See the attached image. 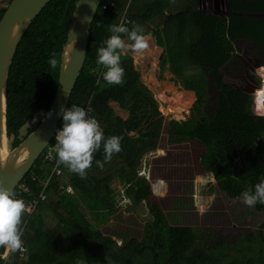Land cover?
<instances>
[{
  "label": "trees",
  "instance_id": "1",
  "mask_svg": "<svg viewBox=\"0 0 264 264\" xmlns=\"http://www.w3.org/2000/svg\"><path fill=\"white\" fill-rule=\"evenodd\" d=\"M76 1L50 0L17 45L7 81L6 132L10 149L38 125L51 102ZM111 1L101 0L97 8L84 64L67 107L90 105V117L99 122L106 138H121L122 151L105 161L101 145L86 178L59 164L62 173L47 185L46 199L23 217L26 251L4 259L1 255L5 249L0 247V264H264V204L254 206L261 220L256 228L217 237L209 226L199 232L198 227L188 223L183 218L185 206L167 213L148 202L151 191L141 173L143 159L155 152L165 117L141 80L131 53L121 56L125 69L122 84L98 82L99 71L105 69L96 63L97 49L113 34L111 26L118 25L112 8L101 6ZM113 1L120 11L127 2ZM227 2L231 12L227 16L191 5L166 19L168 2L153 0L137 7L131 0L128 16L132 23L125 25L131 29L134 23L139 24L145 35L155 36L162 24L163 36H155L156 43L163 46L158 76L164 78L168 70L173 75L170 80L192 91L195 97L186 118L167 120V142L200 143L204 149L201 157H213V178L225 182L229 192L240 198L243 191L254 190L264 180V115L254 114L252 96L226 83L224 77L244 79L246 66L240 56L242 48L235 43L238 40L251 42L255 51L250 56L264 59V0ZM53 58L57 60L55 68L49 64ZM111 102L126 113L125 118L114 111ZM39 113L34 126L21 134L24 125ZM61 127L62 118L56 131ZM55 144L52 138L49 145ZM40 160H36V167ZM31 170L40 175L37 168ZM114 182L120 187L116 188ZM32 186L34 191L17 198L33 204L39 186ZM121 196L127 199L125 209L134 211L143 225L139 237L130 236L118 244L100 227L116 213Z\"/></svg>",
  "mask_w": 264,
  "mask_h": 264
},
{
  "label": "rangeland",
  "instance_id": "2",
  "mask_svg": "<svg viewBox=\"0 0 264 264\" xmlns=\"http://www.w3.org/2000/svg\"><path fill=\"white\" fill-rule=\"evenodd\" d=\"M141 1L147 0H134L138 5ZM163 1L168 2L166 13L174 12L180 8L175 6L177 3L190 4L191 2V0H171V4L170 0ZM149 24L153 26V23L150 22ZM156 29L155 36H161L162 24H159V28ZM239 44L238 46L242 48L243 57L254 58L250 56L255 51L250 44ZM131 54L139 70L141 80L152 92L161 115L165 117L155 152L149 153L143 159L144 166L141 173L148 179L151 191L148 202L156 203L167 213L179 206H185L182 210L185 211L183 218L188 223L198 227L199 232L204 227L209 226L217 237L226 235L229 237L233 232L249 231L256 228L261 221L260 213L256 211L254 206H246L241 198L229 192L225 182L216 181L213 178L210 172L213 157L211 155L205 159L201 157L204 149L200 143L188 141L168 144L167 120L169 118H186L195 99L190 93L185 92L179 83L170 80L173 75L168 70L164 71V78H159L158 55L161 54V48H156L147 54L144 61L139 59L137 54ZM153 61L155 62L154 68L151 71ZM152 75L154 76L152 77ZM224 80L240 89L245 86L244 79L238 80L226 75ZM110 105L119 116L126 117V113L119 109L115 102H111ZM176 107L186 109L177 112ZM40 116L41 113L35 116L36 121L34 123L31 119L25 124L21 129V134L27 133ZM7 146L10 150L9 145ZM113 185L116 188L120 187L117 182H114ZM118 203L120 207L116 213L111 215L110 221L100 228L103 233L112 235L118 244H123L130 236L139 237L143 224L134 211L128 212L125 209L127 199L124 196H121ZM187 206L189 208H186ZM262 233L264 235V229Z\"/></svg>",
  "mask_w": 264,
  "mask_h": 264
},
{
  "label": "water",
  "instance_id": "3",
  "mask_svg": "<svg viewBox=\"0 0 264 264\" xmlns=\"http://www.w3.org/2000/svg\"><path fill=\"white\" fill-rule=\"evenodd\" d=\"M49 1L11 0L0 18V188L12 190L54 137L62 118L61 110L67 107L70 94L83 67L92 21L101 2V0L76 1L62 48L57 84L51 102L38 125L17 146L9 150L6 109L10 66L23 34ZM224 5L227 10L220 11L217 15L227 16L231 13L227 0ZM243 60L247 69L242 90L251 94L259 81V76L255 73L256 68L264 65V59L254 57ZM247 60L252 61V64ZM49 113L51 115H48Z\"/></svg>",
  "mask_w": 264,
  "mask_h": 264
},
{
  "label": "clouds",
  "instance_id": "4",
  "mask_svg": "<svg viewBox=\"0 0 264 264\" xmlns=\"http://www.w3.org/2000/svg\"><path fill=\"white\" fill-rule=\"evenodd\" d=\"M110 32L113 34L107 37L104 46L97 49L96 63L105 69L101 75L108 85H119L124 82L125 76L121 56L128 53L143 55L149 49L150 37L144 34L141 25L135 23L131 29L123 23L112 25ZM49 64L55 68L57 60L50 59ZM257 69L255 73L260 79V72ZM61 115L62 127L55 134L57 163L66 166L70 172L86 178L94 154L100 150L101 145L105 161H110L114 154L122 151L121 138L115 135L106 138L99 122L90 117L84 107L74 104L70 108L62 109ZM35 121L36 118L33 117V123ZM97 163L99 164V161ZM240 198L248 207H253L257 203L264 204V180L257 183L254 190L243 191ZM31 211L25 201L17 198L13 191L0 188V247L6 250V255L23 250L22 237L25 228L23 217L25 213L31 214Z\"/></svg>",
  "mask_w": 264,
  "mask_h": 264
},
{
  "label": "built area",
  "instance_id": "5",
  "mask_svg": "<svg viewBox=\"0 0 264 264\" xmlns=\"http://www.w3.org/2000/svg\"><path fill=\"white\" fill-rule=\"evenodd\" d=\"M10 0H0V11L8 5ZM131 0H127L125 6L120 11L115 4V1L111 2H104L102 3V8H112V12L116 15L118 19V24H129L132 23L130 17L128 16V6ZM103 68V67H102ZM101 72L99 71L98 80L99 82L106 83L104 81ZM260 74V79L252 93V111L257 115H264V66L262 67V72ZM88 115L90 116L91 107L90 105L86 104L84 106ZM56 134V133H55ZM55 138V135L54 137ZM41 160L38 166L36 167V163L33 164V168H37L40 172V175L37 174L35 170L31 169L16 183L11 191L16 192V197H19L22 193L34 191L33 184L36 183L39 186L38 193L35 197V201L33 204H27L32 210L35 205L39 201H43L46 199V188L49 182L53 177H58L61 175L62 170L59 167L58 156L55 150V146H50L49 144L43 149L41 153ZM29 173V174H28ZM32 212V211H31ZM26 251V247L23 245V250H19V253L22 255ZM12 254V253H11ZM10 254L6 255V250L2 253L1 257L6 259ZM6 257V258H5Z\"/></svg>",
  "mask_w": 264,
  "mask_h": 264
},
{
  "label": "crops",
  "instance_id": "6",
  "mask_svg": "<svg viewBox=\"0 0 264 264\" xmlns=\"http://www.w3.org/2000/svg\"><path fill=\"white\" fill-rule=\"evenodd\" d=\"M149 1H153V0H147V1H144V2H139V5L138 4H136L135 3V6H137V7H139V6H141V5H143L144 3H146V2H149ZM171 4H172V1L170 0L169 1ZM190 2V1H189ZM169 3V4H170ZM225 0H193V1H191L190 2V4L189 3H187V4H184V2H182V3H177L175 6H179L180 8H178L177 10H180V9H184V8H188L189 6H194V7H197L198 9H205V10H210L213 14H216L217 15V13L218 12H220V11H226L227 9L225 8ZM224 5V6H223ZM169 7V6H168ZM167 9V8H166ZM177 10L176 11H174V12H170L169 11V13H166L165 12V18L167 19V18H171V17H173L174 16V13L175 12H177ZM148 25L151 27V24H149L148 23ZM147 36H149L150 37V40H149V49L147 50V51H145L144 52V54L143 55H137L138 56V58L139 59H141V60H143L144 61V59H145V57H146V55L147 54H150L153 50H155L156 48H161V52H162V50H163V46H159L157 43H156V37L154 36V35H152V34H146ZM236 43V46H238V43H240V44H246V43H248V44H250V46H252L251 48H255L254 46H253V44L251 43V42H249V41H247V40H238V41H236L235 42ZM239 44V45H240ZM153 49V50H152ZM241 54V53H240ZM159 56H160V54L158 55V58H159ZM157 58V59H158ZM134 60V59H133ZM153 68H154V65L152 66V71H153ZM258 72H261V69H260V71L259 70H257ZM243 89V88H242ZM185 92H187V93H190L191 95H192V97L195 99V97H194V93L192 92V91H188V90H185ZM119 108V107H118ZM120 109V108H119ZM114 238V237H113Z\"/></svg>",
  "mask_w": 264,
  "mask_h": 264
},
{
  "label": "bare ground",
  "instance_id": "7",
  "mask_svg": "<svg viewBox=\"0 0 264 264\" xmlns=\"http://www.w3.org/2000/svg\"><path fill=\"white\" fill-rule=\"evenodd\" d=\"M153 50V49H152ZM154 61L152 62V66L154 65ZM260 69L262 70V68H259L258 70L260 71ZM152 71V70H151ZM154 75H152V77H153ZM153 79V78H152ZM186 102V101H185ZM186 108H184V107H176L175 108V110L177 111V112H181V111H183V110H185Z\"/></svg>",
  "mask_w": 264,
  "mask_h": 264
},
{
  "label": "flooded vegetation",
  "instance_id": "8",
  "mask_svg": "<svg viewBox=\"0 0 264 264\" xmlns=\"http://www.w3.org/2000/svg\"><path fill=\"white\" fill-rule=\"evenodd\" d=\"M245 58L247 59V57H245ZM249 59H252V58L249 57ZM247 62H248L249 64H252V61H248V60H247ZM244 64H245V66H246V63H245V62H244ZM246 69H247V66H246Z\"/></svg>",
  "mask_w": 264,
  "mask_h": 264
}]
</instances>
